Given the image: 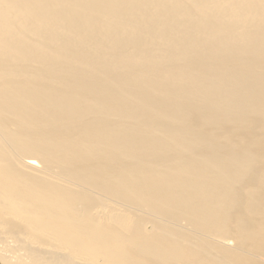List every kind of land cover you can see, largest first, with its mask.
I'll return each mask as SVG.
<instances>
[{
  "label": "bare ground",
  "instance_id": "bare-ground-1",
  "mask_svg": "<svg viewBox=\"0 0 264 264\" xmlns=\"http://www.w3.org/2000/svg\"><path fill=\"white\" fill-rule=\"evenodd\" d=\"M0 81V264H264V0H0Z\"/></svg>",
  "mask_w": 264,
  "mask_h": 264
},
{
  "label": "rangeland",
  "instance_id": "rangeland-1",
  "mask_svg": "<svg viewBox=\"0 0 264 264\" xmlns=\"http://www.w3.org/2000/svg\"><path fill=\"white\" fill-rule=\"evenodd\" d=\"M9 81H0V85H4L8 83ZM44 81H42L43 84ZM41 84V85H42ZM56 84H51L48 89H53L55 88ZM102 87L100 85L94 84L92 86V90L97 92L100 91ZM4 100L0 101L2 103ZM264 103V98L263 96H258L256 100V105L252 108V115L253 117L251 120L247 123V118L239 119L238 123L236 125H233L228 128H223L222 127V132L214 138V143L216 144L217 147H219L220 150H224L226 154H228L231 158V161L226 163V166L232 167L234 166V161L235 159L239 158L240 155L242 154V150H238L239 145H243L242 141L246 140L244 135L247 129H251L254 133L258 134V142L261 143L262 149L264 150V126L258 124L254 118L255 114L258 112L264 113V107H261L262 104ZM93 110L95 108L93 107ZM73 112L70 113V110H68L65 114L68 115L66 119L60 118V124H61V131L63 134L68 135L70 137H77L80 135H90V130L94 126H99L103 122H94L90 119L91 117H83L82 119H87V120H81L78 117L74 118V116H71ZM262 115V114H261ZM52 116H50L51 118ZM119 119L117 120L116 117L109 120V125L118 123ZM210 122V119L204 118L202 123L198 124H190L188 122L185 127H184V133L185 134H191L195 133L197 128H203L206 129L207 124ZM117 125V124H116ZM41 127V125H39ZM114 138V137H111ZM198 139H200V143L196 146V148L201 149L204 151V153L209 152L208 149V144L211 141L209 139H203L204 135L201 134L197 136ZM253 150L256 153V157L259 163V159L262 157V154L259 150L255 148V146L252 144ZM112 150H110L111 152ZM182 157L188 158L190 155L188 152H185ZM199 159L195 160V163ZM211 162L209 160L204 162V165H209ZM255 163H251L247 166V168L250 171H245L243 169H239L236 171L235 175L237 177V182H236V193H245L248 191L249 193L252 192V190H256L258 192L264 191V183H258V171L256 168ZM189 172V170H188ZM188 172L184 176L185 183H188L190 186L191 184L189 183V178L192 176L188 175ZM185 188L187 189V186L185 185ZM193 217L196 220V224L198 227H208V222L203 218L196 216L192 214ZM188 219V217H186ZM218 229L217 226H213L210 228L212 231H216ZM144 264V263H143ZM145 264H150V263H145Z\"/></svg>",
  "mask_w": 264,
  "mask_h": 264
}]
</instances>
